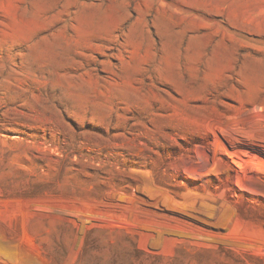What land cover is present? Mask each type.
<instances>
[{
	"label": "rangeland",
	"instance_id": "1",
	"mask_svg": "<svg viewBox=\"0 0 264 264\" xmlns=\"http://www.w3.org/2000/svg\"><path fill=\"white\" fill-rule=\"evenodd\" d=\"M0 264H264V0H0Z\"/></svg>",
	"mask_w": 264,
	"mask_h": 264
}]
</instances>
